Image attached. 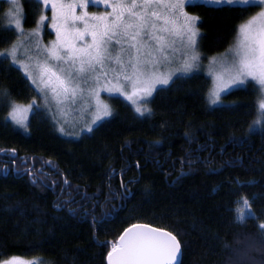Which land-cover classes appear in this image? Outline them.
Masks as SVG:
<instances>
[{
	"label": "trees",
	"instance_id": "obj_1",
	"mask_svg": "<svg viewBox=\"0 0 264 264\" xmlns=\"http://www.w3.org/2000/svg\"><path fill=\"white\" fill-rule=\"evenodd\" d=\"M20 4L23 29L35 28L41 5ZM6 10L0 1V51L17 41L4 30ZM257 10L187 5L199 17L204 61L226 54ZM209 87L199 73L176 78L154 92L146 116L116 100L109 119L67 140L41 109L31 113L26 132L10 124L11 104L38 98L0 57V261L106 264L123 231L146 224L177 236L182 264H264V122L253 123L259 95L248 84L210 107ZM242 197L258 219L237 221Z\"/></svg>",
	"mask_w": 264,
	"mask_h": 264
},
{
	"label": "snow or ice",
	"instance_id": "obj_2",
	"mask_svg": "<svg viewBox=\"0 0 264 264\" xmlns=\"http://www.w3.org/2000/svg\"><path fill=\"white\" fill-rule=\"evenodd\" d=\"M8 2L12 8L7 14L4 30H10L14 25L19 35L9 49L0 51V57H10L12 63L20 64L42 94L45 104L48 103L49 93L58 103L68 99L75 102L85 92L95 96L97 103L93 124L112 115L110 107L100 101L97 88L115 91L135 105V111L141 116L146 113L151 115L147 98L157 91V86L168 85L175 72H190L199 59L196 53V21L199 17L185 11L186 5L195 6V0H36L45 8L51 5V24L56 40L45 48V59H35L34 67H30L19 59L18 52L23 48L27 59H34L29 55L25 39L36 33L24 32L20 0ZM207 3H243L260 8L239 26L236 43L228 50L231 60L227 54L224 58L227 63L226 78L225 74L217 76V90L212 92L210 102L215 104L226 87L234 83L244 84L249 78L264 92V0H207ZM90 5H103L104 11L90 12ZM46 19V15L40 16L38 28ZM85 37H90V42L85 41ZM80 41L84 43H78ZM184 48L191 50L190 58L168 72L159 70L162 66L171 65L175 52ZM184 55L187 56V53ZM90 82H94L95 87L90 86ZM3 95L8 94L4 92ZM34 105L35 100L23 109L14 105L9 116L26 127L19 113L21 110L30 111ZM259 111L254 124L264 122V98L259 101ZM61 131H64L63 128ZM87 131L92 132V127L89 126ZM33 183L37 181L34 179ZM240 203L243 204V211L239 210ZM236 218L240 223L249 218L258 219L247 197L237 202ZM259 228L264 232V222L259 224ZM181 249L180 241L172 232L133 224L125 229L118 242L111 244L107 261L108 264H182L179 259ZM0 264L39 262L11 257L0 261Z\"/></svg>",
	"mask_w": 264,
	"mask_h": 264
},
{
	"label": "rangeland",
	"instance_id": "obj_3",
	"mask_svg": "<svg viewBox=\"0 0 264 264\" xmlns=\"http://www.w3.org/2000/svg\"><path fill=\"white\" fill-rule=\"evenodd\" d=\"M0 1H5L7 3V10H6L5 15H4V26H5L6 22H7V14L9 12V10L12 8V6L8 2V0H0ZM32 1L36 2V0H32ZM195 4H202V5L209 6V7H223V6L251 7V6L245 5L243 3H233L231 5L226 4V3L225 4H213V3H207V0H195ZM40 5H41L42 14L46 15L48 17V19H46L39 28L36 25L35 28H33L31 30H24L25 33H30V32L36 33L34 36H31V37L25 39V46L29 50V55H31L34 59L32 61H29L24 54L23 48L20 49V51L18 52L19 59L22 60L24 63H28L30 65V67H34L35 59L38 58L41 61H43L45 59V57L47 55L45 48L50 47L51 43L56 40V32H55V30L51 24V15H52L51 5L47 6V8H45L42 4H40ZM88 10L90 12L104 11V6L103 5H100V6H91L90 5ZM259 10H260V8L258 7L257 12ZM37 24H38V22H37ZM196 28H197V21H196ZM12 30L14 31V33L18 39L19 34L17 31L14 30V25L12 26ZM237 34H238V31H237ZM199 39H200V35L198 33L196 53L198 54L199 59L195 62L196 66L190 72H187V73L182 72V71L175 72V75H173L172 80L169 82V84L176 78L189 77V76H191L193 74H197V73L206 76L210 82L209 91H208L207 97H206V101L210 107L220 106L222 103L221 98L224 95H226L227 93H229L232 90L244 88L248 84L253 85L257 89V92L259 95V101L261 98H264V92L260 91V86L249 78L244 84L234 83V84H231L229 87H226L223 91L220 92V99L215 104H212L210 102L211 94H212V92L217 90V84H218L217 76L221 75V74H225V78H226L227 63L225 62L224 58H225V55L227 54L229 61H230L231 60V53L227 52L226 54H223V55H216V56L210 57L205 62L204 61V54L201 50V44L199 42ZM90 40H91L90 37H85V41L90 42ZM236 40H237V35H236L235 42L233 45H235ZM78 43L83 44L84 41H80ZM177 47L178 48L180 47L179 43L177 44ZM185 52L187 53V56L184 55ZM191 55H192V52L190 49L184 48V49L178 50L175 52V54L173 56V63L171 65H168V66H162L159 70L161 72H168V71H170L176 67H179L181 65V62L186 58H190ZM7 59L9 60L10 64L15 69H17L21 73V75L28 81L30 86L34 89V91L37 95V98H38V101H37L38 103L35 102V105L33 106V108L30 111L24 112L23 110H21V112L19 113V116H20V118L23 119L26 127H27L28 119H29L31 113L35 109H41L46 113L47 117L49 118L52 125L54 126V129L56 130V133L58 136H60L63 139H67V140H77L82 135L90 133L89 131H87V128L89 126H91L92 129H94L100 123H102L103 121H105L111 117V115L105 116L100 120H96V122L94 124L92 123V121L96 115L97 100H96L95 96H92L88 92H85L82 98L77 97L75 102H73L71 99H68V100H65L61 103H58L56 100L52 99L51 94L49 93L48 103L45 104L42 94L37 90L36 86L32 83V81L30 79H28V76L25 74L24 69H22L20 67V64L19 63H16V64L12 63V60L10 57ZM103 83H104V81L101 80V84H103ZM168 85H163V86L158 85L157 90L161 89V88H165ZM90 86L95 87V83L90 82ZM97 91H99L100 101H102L104 104H107L110 107L112 113H113V105L117 103L116 100H121L122 102L129 105L132 108L134 113H136L138 116H141L139 113H137L135 111L136 106L133 105L130 101H128L124 96H121L119 93H117L115 91L109 92L107 90H104L103 88H97ZM129 91H130V88H129ZM151 97H148L147 100L149 101L151 99ZM140 103H143V101H140ZM13 106H14L13 104H11L9 106V112L7 115V119L15 129H17L21 132H26L25 126H21L20 124H17L9 116V113L11 112ZM19 106L21 107V109H23V108H26L28 105L27 106L19 105ZM147 107H148V104H147ZM258 107H259V103H258ZM146 115H147V113L144 116H146ZM61 128H63V130H64L63 132L61 131ZM260 128H261V125H257L256 129H253V131H257ZM17 258H19V257H17ZM22 259L24 261H36V260H29V259H25V258H22ZM36 262H38V261H36ZM39 264H42V263L39 261Z\"/></svg>",
	"mask_w": 264,
	"mask_h": 264
},
{
	"label": "water",
	"instance_id": "obj_4",
	"mask_svg": "<svg viewBox=\"0 0 264 264\" xmlns=\"http://www.w3.org/2000/svg\"><path fill=\"white\" fill-rule=\"evenodd\" d=\"M140 225H146V224H140ZM130 227H131V226H130ZM151 227H152V226H151ZM128 228H129V227H128ZM153 228H155V227H153ZM124 231H125V230H124ZM124 231H123V233H124ZM123 233H122V234H123ZM122 234H121V235H122ZM121 235H120V236H121ZM120 236H119V237H120ZM118 240H119V238L116 240V242H118ZM179 259H181V257H180ZM105 263L108 264L107 256H106V259H105Z\"/></svg>",
	"mask_w": 264,
	"mask_h": 264
},
{
	"label": "flooded vegetation",
	"instance_id": "obj_5",
	"mask_svg": "<svg viewBox=\"0 0 264 264\" xmlns=\"http://www.w3.org/2000/svg\"><path fill=\"white\" fill-rule=\"evenodd\" d=\"M45 168H46V167H42V168H41L42 170H40V171L37 172V173H38V174H42V173H44V172H43V169H45ZM45 175H48V173H46Z\"/></svg>",
	"mask_w": 264,
	"mask_h": 264
},
{
	"label": "bare ground",
	"instance_id": "obj_6",
	"mask_svg": "<svg viewBox=\"0 0 264 264\" xmlns=\"http://www.w3.org/2000/svg\"><path fill=\"white\" fill-rule=\"evenodd\" d=\"M206 93V92H205Z\"/></svg>",
	"mask_w": 264,
	"mask_h": 264
}]
</instances>
